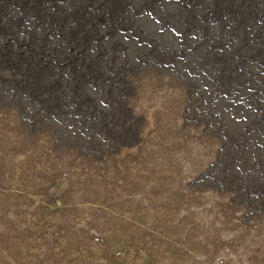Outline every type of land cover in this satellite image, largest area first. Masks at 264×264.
<instances>
[{"label": "rangeland", "instance_id": "374dc122", "mask_svg": "<svg viewBox=\"0 0 264 264\" xmlns=\"http://www.w3.org/2000/svg\"><path fill=\"white\" fill-rule=\"evenodd\" d=\"M0 264H264V0H0Z\"/></svg>", "mask_w": 264, "mask_h": 264}, {"label": "crops", "instance_id": "0c3cea01", "mask_svg": "<svg viewBox=\"0 0 264 264\" xmlns=\"http://www.w3.org/2000/svg\"><path fill=\"white\" fill-rule=\"evenodd\" d=\"M262 155V153H260V155L259 156H261Z\"/></svg>", "mask_w": 264, "mask_h": 264}]
</instances>
